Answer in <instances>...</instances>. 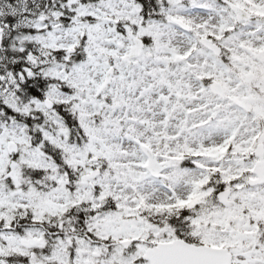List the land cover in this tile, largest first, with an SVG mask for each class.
<instances>
[{"label":"snow or ice","instance_id":"6c2138e0","mask_svg":"<svg viewBox=\"0 0 264 264\" xmlns=\"http://www.w3.org/2000/svg\"><path fill=\"white\" fill-rule=\"evenodd\" d=\"M0 264H264V0H0Z\"/></svg>","mask_w":264,"mask_h":264}]
</instances>
